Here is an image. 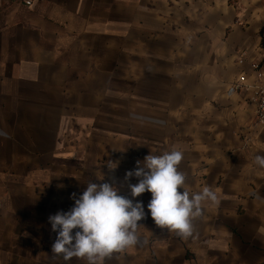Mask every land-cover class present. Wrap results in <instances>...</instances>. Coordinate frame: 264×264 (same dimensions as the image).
I'll use <instances>...</instances> for the list:
<instances>
[{
  "label": "crops",
  "instance_id": "crops-1",
  "mask_svg": "<svg viewBox=\"0 0 264 264\" xmlns=\"http://www.w3.org/2000/svg\"><path fill=\"white\" fill-rule=\"evenodd\" d=\"M263 26L264 0H0V264H87L53 257L49 216L89 182L131 199L126 172L173 148L218 202L182 239L143 193L138 244L104 264L264 262Z\"/></svg>",
  "mask_w": 264,
  "mask_h": 264
},
{
  "label": "clouds",
  "instance_id": "clouds-1",
  "mask_svg": "<svg viewBox=\"0 0 264 264\" xmlns=\"http://www.w3.org/2000/svg\"><path fill=\"white\" fill-rule=\"evenodd\" d=\"M183 159V151L173 148L160 155L150 152L143 161L137 160L136 168L124 177L125 182L138 179L136 184H127L131 199L119 194L115 182H89L78 198L73 193L74 206L48 218L51 230L57 233L51 248L53 257L104 264L113 254L136 246L140 240L138 222L146 213L143 203L134 200L145 192L151 193L147 208L156 226L182 239L192 237L194 221L202 217L206 202L217 203L218 196L208 186L199 192L188 190L187 174L179 170ZM254 162L264 168V156L257 155ZM118 166L119 161L107 162L110 172Z\"/></svg>",
  "mask_w": 264,
  "mask_h": 264
},
{
  "label": "built area",
  "instance_id": "built-area-1",
  "mask_svg": "<svg viewBox=\"0 0 264 264\" xmlns=\"http://www.w3.org/2000/svg\"><path fill=\"white\" fill-rule=\"evenodd\" d=\"M23 3L26 6H31L34 2V0H15ZM253 67L257 68V65H253ZM245 77L241 76L239 79V82L237 83V86H245ZM257 117L259 120H264V83L260 89L259 95H258V101H257Z\"/></svg>",
  "mask_w": 264,
  "mask_h": 264
},
{
  "label": "trees",
  "instance_id": "trees-1",
  "mask_svg": "<svg viewBox=\"0 0 264 264\" xmlns=\"http://www.w3.org/2000/svg\"><path fill=\"white\" fill-rule=\"evenodd\" d=\"M261 37H262V45H264V26L260 31ZM251 264H264V262L261 263H251Z\"/></svg>",
  "mask_w": 264,
  "mask_h": 264
}]
</instances>
